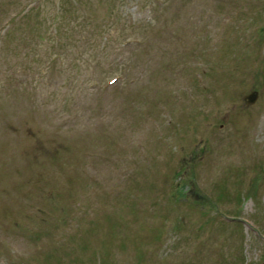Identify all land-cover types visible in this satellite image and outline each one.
I'll return each instance as SVG.
<instances>
[{"label": "rangeland", "instance_id": "obj_1", "mask_svg": "<svg viewBox=\"0 0 264 264\" xmlns=\"http://www.w3.org/2000/svg\"><path fill=\"white\" fill-rule=\"evenodd\" d=\"M263 263L264 0H0V264Z\"/></svg>", "mask_w": 264, "mask_h": 264}, {"label": "water", "instance_id": "obj_2", "mask_svg": "<svg viewBox=\"0 0 264 264\" xmlns=\"http://www.w3.org/2000/svg\"><path fill=\"white\" fill-rule=\"evenodd\" d=\"M256 96H257L256 91L251 90L249 93H247V94H245V95L243 96L244 102H245L246 104L251 103V102L254 101V99L256 98Z\"/></svg>", "mask_w": 264, "mask_h": 264}]
</instances>
